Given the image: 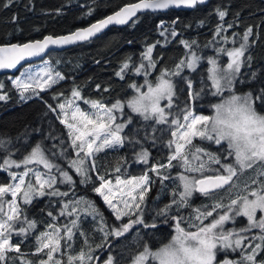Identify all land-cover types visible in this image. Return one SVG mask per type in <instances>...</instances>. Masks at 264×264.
Wrapping results in <instances>:
<instances>
[{
    "label": "snow or ice",
    "instance_id": "snow-or-ice-1",
    "mask_svg": "<svg viewBox=\"0 0 264 264\" xmlns=\"http://www.w3.org/2000/svg\"><path fill=\"white\" fill-rule=\"evenodd\" d=\"M206 2L128 3L70 34L0 46V69H14L52 46L88 42L110 25H134L139 12L195 10ZM14 3L0 0V9ZM92 14L89 10L85 16ZM215 15L212 37L203 45L183 38L174 26L178 21H161L163 45L180 36L178 43L187 51L171 67L167 62L158 67L163 56H153L159 40L146 46L137 61L128 57L115 74L122 81L142 78L128 85L130 95L106 101L103 95L85 97L76 86L69 96L53 93L52 104L40 93L66 79L60 72L45 66L26 69L13 79L20 100H41L44 115H54L66 138L51 125L46 135L33 129L41 132L39 142L28 143L26 132L24 151L15 145L9 149L12 141L0 138V171L10 179L0 183V264H264V71L253 68L251 51L259 34L256 26L236 32L240 14L227 21L229 8L224 5ZM205 23L201 20L200 26ZM205 63L209 67L202 69ZM154 72L158 74L151 78ZM190 73L199 77L198 86ZM253 83L258 86L245 87ZM3 88L0 84V101L9 98ZM96 91L109 88L96 85ZM205 101L210 115L195 110ZM124 148L128 151L121 154ZM151 149L157 150L156 156ZM108 155L115 163L101 171ZM131 164L145 168L132 175ZM157 182L156 201L163 194L167 202H150ZM89 184L114 220L86 195L76 194L78 186ZM197 196L203 199L194 204ZM45 197L53 201L51 210L42 209L50 219L32 217L29 206ZM240 218L246 221L243 225ZM173 224L170 239L158 234V226ZM133 231L135 252L125 244L114 253L110 238ZM150 241L158 247L153 249ZM102 251L107 253L103 259Z\"/></svg>",
    "mask_w": 264,
    "mask_h": 264
},
{
    "label": "trees",
    "instance_id": "trees-1",
    "mask_svg": "<svg viewBox=\"0 0 264 264\" xmlns=\"http://www.w3.org/2000/svg\"><path fill=\"white\" fill-rule=\"evenodd\" d=\"M139 0H15V3L6 9H0V46L11 43L23 44L38 39H43L46 35H67L70 32L88 27L91 23L105 18L118 10L120 6L128 3L138 2ZM224 5L229 8V15L227 21L233 19V14L239 13L240 19L236 21L239 25L235 28L236 32H242L245 26H256L254 31L257 32L258 38L256 45L251 49L253 52V68L264 71V0H210L207 4L199 5L197 9L190 11H175L168 10L160 13H144L139 15L140 19L132 25V22L124 27H114L108 30L102 36L93 41L84 44L76 45L72 48L59 52H51L44 59L31 63L22 67L17 73L13 75H0V84L4 85L3 92H6L9 98L6 101H0V138L11 140L13 145L19 147L24 151L25 133L27 132V142H39L41 132L33 131V129H41L46 135L50 125L53 126L57 133L65 132L66 130L59 121L55 119L54 115L49 113L44 115L47 111L45 105L41 100L33 98L27 102L21 101L17 90L13 86L11 76H19L22 71L26 69H33L39 65L49 63V66L55 71L60 72L66 79L54 85L50 90L40 93L49 103L55 104L56 101L52 99V94L57 92H64L65 96H69L73 87L79 86L82 89V94L85 97L97 98L103 95L106 101L114 99L118 95H130L132 90L128 85L132 82H141L140 77L126 78L122 81L116 76V72L120 69L122 62H125L128 57L133 61H137L142 52L145 51L146 46H150L155 41L162 42L154 49L153 56L158 53L163 56V59L158 64H165L169 67L182 57V53L187 51L183 49L182 45L178 43L180 36L176 37L171 43L163 45V37L159 36L158 24L163 21L165 24H170L178 21L174 26L178 31L183 32V38L195 39L203 45L207 39L212 37V31L217 24V16L215 10L217 7ZM91 10L93 12L90 16L85 14ZM15 17V20L12 18ZM136 19V18H135ZM205 20L204 26H200V21ZM184 24L192 25L191 28H184ZM230 35V33H228ZM222 47H231V45H221ZM211 54V52H209ZM226 62V57L224 58ZM99 61V63H97ZM209 67L206 63L201 65L202 69ZM37 69V68H36ZM252 69H248L251 71ZM243 71V69H242ZM158 73L154 72L153 77ZM206 74V73H205ZM191 76H196L195 73H190ZM194 87L198 86L199 77L193 81ZM210 84V81L208 82ZM264 83V82H262ZM96 85H100L101 89L109 88V92H97ZM253 83L245 87H256ZM64 97L60 98L62 102ZM82 108L87 109V105L80 102ZM199 114H212L207 106V101L200 103L196 109ZM134 115V114H133ZM138 119V118H137ZM131 129H126L130 131ZM19 138V139H17ZM49 143V142H46ZM121 154L128 151L127 148L121 149ZM19 155V153H17ZM104 154L102 153L101 156ZM151 155L156 156L157 150L151 149ZM101 163L105 165L106 170L115 163V158L108 155L106 160ZM145 168L143 164H131L129 172L132 175H139ZM13 171H20L13 169ZM175 171V170H173ZM74 178L79 180V177ZM10 182L7 172L0 171V183ZM62 188L65 186H61ZM92 185H80L76 189L78 196H87L99 207L105 217L109 220H114L112 213L103 203L102 198L97 196L92 191ZM160 193L159 182L153 187L150 193V202L156 201L157 195ZM169 197L167 195H160L161 201L167 202ZM203 198L197 196L194 199V204H199ZM53 201L49 198H40L34 201L33 205L29 206V214L37 219H50L46 216V211L42 209L51 210ZM207 222V221H206ZM246 221L240 218L239 223L243 225ZM85 228H89L90 224L86 223ZM159 235L170 237L175 233L174 224L172 227L167 225L158 226ZM136 231H139L137 229ZM133 231L121 238H110L113 243L112 251L115 253L120 247L125 244L128 249L135 252V234ZM100 234H96V241H100ZM166 242V241H165ZM26 243L31 244L29 240ZM150 246L155 249L158 245L150 241ZM101 259L107 255L101 252ZM131 257L129 256V261Z\"/></svg>",
    "mask_w": 264,
    "mask_h": 264
},
{
    "label": "water",
    "instance_id": "water-1",
    "mask_svg": "<svg viewBox=\"0 0 264 264\" xmlns=\"http://www.w3.org/2000/svg\"><path fill=\"white\" fill-rule=\"evenodd\" d=\"M209 1L210 0H207V2L205 4H207ZM169 10H175V11H190L192 9H169ZM165 11H168V10H162V11H157V12H152V11L148 10V11H143V12L137 13V16H139L141 14H144V13H148V12L160 13V12H165ZM133 19H135V18H133ZM130 22L131 21H129V23ZM126 25H110L108 28L104 29L100 34H98L96 37L92 38L90 41H93L94 39L102 36L103 34H105L111 28H114V27H124ZM90 41H88V42H90ZM30 42H34V41H30ZM84 43H86V42H80V43H77V44L63 46V47H55V46H52L48 50H46V52L43 53L41 56L32 57V58L25 59L24 61H21V63L19 65H17V67L14 68V69H0V75H13V74L17 73L25 65H28V64H31V63H35L37 61H40V60L44 59L51 52L64 51L66 49H69V48H72V47H74L76 45H80V44H84ZM11 44H16V43H11ZM7 45H9V44H7ZM2 46H6V45H2Z\"/></svg>",
    "mask_w": 264,
    "mask_h": 264
},
{
    "label": "rangeland",
    "instance_id": "rangeland-1",
    "mask_svg": "<svg viewBox=\"0 0 264 264\" xmlns=\"http://www.w3.org/2000/svg\"><path fill=\"white\" fill-rule=\"evenodd\" d=\"M225 63H226V62H225ZM45 66H49V63H45V64H43V65H39V66L36 67L37 69H36V68H33V69H29V70H32V71H40V70H41L42 68H44ZM19 76H20V75H19ZM19 76H16V77H14V76L12 77V76H11V81H13L14 78H18ZM60 82H61V81H60ZM128 111H130V110H128ZM174 234H175V233H174ZM174 234H173V235H174Z\"/></svg>",
    "mask_w": 264,
    "mask_h": 264
}]
</instances>
